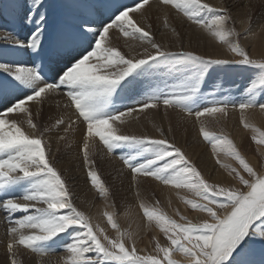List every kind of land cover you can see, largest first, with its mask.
Here are the masks:
<instances>
[{
	"label": "snow or ice",
	"instance_id": "6c2138e0",
	"mask_svg": "<svg viewBox=\"0 0 264 264\" xmlns=\"http://www.w3.org/2000/svg\"><path fill=\"white\" fill-rule=\"evenodd\" d=\"M153 8L162 13L156 19L175 38L174 47L156 39L149 22ZM169 10L228 56L186 49ZM0 18L6 20L0 23V213L7 238L2 264H22L21 249L38 256L39 264L45 258L52 264L57 252L64 255L56 264H264V172L229 135L207 126L208 119L219 123L236 111L252 141L264 148V130L249 122L250 112L264 114V56H253L241 43L253 35L251 10L240 20L242 31L231 6L207 0H93L86 12L50 0H8L0 5ZM113 33L122 45L114 43ZM243 71L250 73L243 86L233 79L224 87L233 72ZM53 105L62 111L45 115ZM161 110L165 117L177 110L194 120L215 163L235 183L206 178L169 139L170 123L167 133L153 124L158 137L125 130ZM98 144L99 159L118 162L117 173L130 176L142 224L129 219L122 227L97 167ZM61 145L79 149L87 181L105 203L103 224L75 203L57 166ZM149 181L174 190L196 217L179 207L170 215L160 200L142 197L141 184ZM130 207L124 218L131 216ZM141 229L153 232L150 249L137 245Z\"/></svg>",
	"mask_w": 264,
	"mask_h": 264
},
{
	"label": "rangeland",
	"instance_id": "374dc122",
	"mask_svg": "<svg viewBox=\"0 0 264 264\" xmlns=\"http://www.w3.org/2000/svg\"><path fill=\"white\" fill-rule=\"evenodd\" d=\"M50 2L57 4L61 8H63L65 5H74L77 7V10L86 12L87 5L92 3L93 0H50ZM207 2L217 7L224 6V5L231 6L234 11L236 27L238 31H242V28H243V25L240 24V20L246 19V15L248 11L251 10V14L253 17L252 23H251L253 35H250L248 40L241 39V43L242 45L248 47L250 53L253 56L255 57L264 56V53H257V54L254 53L253 48H252L253 43L255 42V37H254L255 35H259V37L262 38V42L264 44V33L256 34L259 31V25L264 23V0H207ZM7 4H8V0H0V5L6 6ZM6 15H7L8 20L13 19L10 9L8 13H6ZM160 15H162V13ZM169 20H170V23H172L173 25H176L178 27V30L181 31L182 41L186 49L195 50L202 54L212 56V54H210L207 51L208 47L205 46L207 45L206 43H208L206 39L207 37L204 34L200 33L198 30H196L195 26L188 25L186 21H183L182 18L176 15L174 10H170ZM5 22L6 20L0 18V23H5ZM149 22L153 24V33L156 36V39L158 40V42H161L162 44L168 45L170 47L175 46V38L172 36V34L167 29H164L162 27L161 21L154 18V19L149 20ZM23 30L27 31V27L25 26ZM186 34H188L189 36ZM120 41L123 44V40L121 39ZM214 48L213 50H215ZM220 58H224V56ZM229 67H233V66H229ZM249 74L250 73L247 71L240 72L239 74H236L235 72H233L231 74L232 79H227V78L225 79L224 87L225 88L231 87L233 79L236 81V83H239L241 86H243L247 82L246 78L249 76ZM218 75L224 76L225 74L221 72ZM210 91L211 89H205L206 93ZM233 95L238 100L241 98L240 93L236 92L235 90L233 91ZM215 98L222 99L223 95L217 96ZM131 103L132 101H124V104L130 105ZM232 112H230L229 116L230 115L231 116L228 117L227 120H222L219 123H217L213 119H208L207 125L208 127L209 125H211L210 127H212V128L209 127V130L211 129V131H216L217 133L223 132L224 134L229 135L230 138L233 139V141L237 144L241 153L249 160L250 163L253 164L254 167H256L257 171L264 172V154H262L264 153V148H260L259 146L255 144L254 141H252L251 136L253 135V132L248 129H245L242 126V124L239 123L240 121L238 122L239 117L235 115L236 113H232ZM161 113H163L162 110H161ZM47 114L48 113H45V115ZM169 114H172V117L174 118L173 123H170L173 131L171 134H169V139L173 140L177 146L181 147L185 151L188 157L197 165L198 168L201 169V171L206 176V178L214 182L235 183V181H232L231 178L227 176V173L225 172V170L221 169L219 165L213 162V165L210 166V164H208L209 161L203 159L202 154L204 153L205 155V152L207 153L208 148L210 150L211 147L209 144H207V142L203 140L200 133L198 135H199V140H202V143L200 142V145L196 143L195 145L193 142H191L194 140V139L191 140L190 138V136H192L191 131L197 129L198 124L193 123L194 120L192 119L184 120L183 115L179 113L177 110H170ZM249 119H250L249 122L252 121L251 123H253L257 127H260L262 130H264V126L261 125L259 122L255 121L252 117H250ZM149 121H146V122L143 121L141 124L143 128L145 129V132L144 130H136V129H133V130L138 134L149 133L150 135L158 137L159 134L156 131V129L153 132L150 131L149 129L150 125L147 124ZM45 122L50 123V121H47V120ZM225 123L226 124L228 123L227 126ZM237 125H241V126H237ZM167 128L168 126H165L166 133H167ZM125 130L130 131L128 129H125ZM100 147H102V145H100ZM96 151H97V156H96L97 167L99 168L101 172L102 178L106 181V183L110 186L112 190L111 199H113L116 203L115 211L118 213L120 217V222H121L122 227L128 226L129 219L135 220L136 223H139V220L137 219V215L134 213L133 210H131V216L129 218H124V215H123L124 211L126 210V208H128V206H131L130 207L131 209L133 206H135V204H137L136 203L137 200L134 196V189L132 188L131 183H130V176L127 173H125V175L121 177L117 173V169L120 167L119 163L108 160V159L100 160L99 159L101 155L100 149L98 148V150ZM55 155H56V159L59 161L57 166L66 175L69 185L74 192V200L77 206L81 208L82 210L88 211L90 214L93 215V217L96 220H98L99 222L103 224L104 219L102 217V212L105 210V203H104L103 198H101L99 194L91 188L90 184L87 181L85 170L83 168L82 158L79 154V149L78 148L65 149L63 145H61V151L59 153H55ZM228 162L232 163L233 165H236L235 161L229 160ZM215 168L216 169L218 168L223 173L224 179H220V180L215 179L214 177V173L216 170ZM237 186L239 185L237 184ZM160 188L161 186L155 184L154 182H151V181L143 182L141 184L142 197H144L145 199H148L149 202H151L153 199L160 200L161 206L170 215H174V211H173L174 208L179 207L181 209L180 201L179 203L172 202L171 207H170L168 204V200H164L162 198ZM108 210L112 211V209H108ZM188 211L190 212V214H193L190 210ZM139 212L141 214L140 209H139ZM190 214L187 213L186 215L190 216ZM1 215L2 213H0V216ZM1 222L2 221L0 220V223ZM133 228H135V224H133ZM110 234L112 233L110 232ZM152 235H153V232H145L143 229H141L137 237L138 247L140 248L148 247L150 249L151 245L149 244V241L151 240ZM6 239L7 238L5 235V225L0 224V264H2V262L5 259ZM34 255L35 254H32L28 250L21 249L20 254L18 256V260L21 261L22 264H39L40 258ZM55 255L63 256L64 253L57 252ZM47 259L48 258H45V264H48ZM51 261H52V264H54L53 263L54 260H51Z\"/></svg>",
	"mask_w": 264,
	"mask_h": 264
},
{
	"label": "bare ground",
	"instance_id": "6f19581e",
	"mask_svg": "<svg viewBox=\"0 0 264 264\" xmlns=\"http://www.w3.org/2000/svg\"><path fill=\"white\" fill-rule=\"evenodd\" d=\"M57 5V4H56ZM161 13L156 9V8H153V10H152V13H151V18L149 19V20H151V19H154V18H156L157 17V15H160ZM169 14H170V10H169ZM190 33V32H189ZM116 35L117 34H115V33H113V36H114V43H116V44H122L121 43V39H116L115 37H116ZM186 35H188V34H186ZM189 36V35H188ZM255 37V42L253 43V46H252V48H253V51H254V53H264V44H263V42H262V38L261 37H259V35H255L254 36ZM261 38V39H260ZM207 39V41H208V43H206L207 45H205L206 47H208V49H207V51L210 53V54H212V56H214V57H227L228 56V53H227V51H226V49L223 47V46H220V45H218L217 43H214V42H212L209 38H206ZM199 40H201V39H199ZM216 47V48H214V47ZM213 48L215 49V50H213ZM252 50V49H251ZM59 111H62V109H60V110H57V109H55V106L53 105V106H51V108H49V107H47L46 106V108H45V113H52L53 115H55V114H57ZM170 111V110H169ZM232 113H236L235 115L237 116V117H239V113L238 112H236V111H233ZM176 116H177V114H176ZM231 116V115H230ZM229 116V117H230ZM264 114H262V113H260L259 111H253V112H250L249 113V118L250 117H252L255 121H257V122H259L261 125H263L264 126ZM178 118V117H177ZM234 119V118H233ZM239 119V118H238ZM151 121V122H148L147 124H149L150 126H149V129H150V131L151 132H153L156 128H154L153 127V124H158V126H162L164 129H165V126H168L169 125V123H173V120H174V118L172 117V114H168V116L167 117H165L164 116V114L163 113H150V115H148L147 116V118H145V117H142L141 118V120L138 122V123H133V125L131 126V128H128V130H132V131H134L133 129H136V130H144V132H145V129L143 128V126L141 125L142 124V122L144 121V122H146V121ZM185 120V119H184ZM229 120V119H228ZM250 120V119H249ZM182 121V120H181ZM240 120H238V122H239ZM179 122V121H178ZM227 122V121H226ZM231 122V121H230ZM252 122V121H251ZM256 122V123H257ZM185 123V122H184ZM193 123H196L195 121H193ZM193 123H191V124H193ZM229 123V122H228ZM227 123V124H228ZM240 123V122H239ZM226 124V123H225ZM227 124H226V126H227ZM189 125V124H188ZM208 126V125H207ZM211 125H209V127H210ZM237 126H241V125H237ZM236 126V127H237ZM208 127V128H209ZM229 127V126H228ZM188 128V127H187ZM210 128H212V127H210ZM193 129V128H192ZM211 130V129H210ZM221 130V129H220ZM225 130V129H224ZM135 132V131H134ZM184 132V131H183ZM186 132V131H185ZM191 133H192V136H190V138H191V140L192 139H194L193 141H191V142H193L195 145H196V143H198L199 145H200V142L202 143V140H199V127H197V129H195V130H193V131H191ZM147 134H149V133H147ZM238 141V140H237ZM190 142V143H191ZM55 144L53 145V150L55 151ZM191 147V146H190ZM208 147H209V145H208ZM98 148L100 149V152H102V147H100V145L98 144L97 146H96V150H98ZM208 150H209V148H208ZM207 150V153L205 152V155H204V153L202 154V157H203V159L204 160H207V161H209V163L208 164H210V166H212L213 165V162H215V158L213 157V155L211 154V152H210V150L208 151ZM97 152V151H96ZM216 169V168H215ZM210 171V170H209ZM263 171V170H262ZM214 177H215V179H218V180H220V179H224V175H223V173L217 168L216 170H215V173H214ZM229 179V178H228ZM160 191H161V195H162V198L164 199V200H168L169 199V197H171V201L174 203H179V200H178V198L176 197V195H175V193H174V190H172V189H170V188H167V187H162L161 186V188H160ZM137 203V202H136ZM180 207H181V209H182V211H184L185 212V214H190V212L188 211V210H186L185 209V206L180 202ZM95 210V209H94ZM93 210V211H94ZM131 210H133L134 211V213L137 215V219L139 220V223L140 222H142V215L140 214V212H139V209H138V206H137V204H135V206H133L131 209H130V211ZM92 211V212H93ZM196 215L197 214H195V213H193V214H190V216L191 217H196ZM0 220L2 221L0 224H3L4 225V223H3V214L0 216ZM140 224H142V223H140ZM24 250V249H23ZM25 252H27V251H25ZM28 255V254H27ZM31 255V254H30ZM25 256V255H24ZM35 256V255H34ZM37 257V256H36ZM60 257H62V255H55V256H52L51 257V260H54L53 261V263L54 264H56V261H58L59 259H60ZM28 258V257H27ZM48 260V259H47Z\"/></svg>",
	"mask_w": 264,
	"mask_h": 264
}]
</instances>
